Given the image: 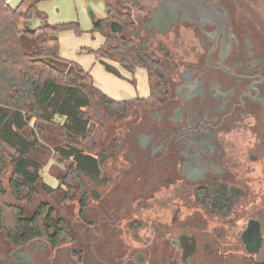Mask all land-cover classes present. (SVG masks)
<instances>
[{"label":"flooded vegetation","instance_id":"obj_1","mask_svg":"<svg viewBox=\"0 0 264 264\" xmlns=\"http://www.w3.org/2000/svg\"><path fill=\"white\" fill-rule=\"evenodd\" d=\"M111 4L129 19L96 32L134 43L162 81L130 100L146 102L131 105L133 145L114 149L123 166L78 185L74 235L45 203L72 239H6L0 264H264V0Z\"/></svg>","mask_w":264,"mask_h":264},{"label":"trees","instance_id":"obj_2","mask_svg":"<svg viewBox=\"0 0 264 264\" xmlns=\"http://www.w3.org/2000/svg\"><path fill=\"white\" fill-rule=\"evenodd\" d=\"M46 0H22L16 7L0 0V232L15 245L35 239H47L49 231L62 240L72 239L61 220L52 216L47 204L41 203L30 217L21 206L31 204L37 196L36 186L42 181L43 164L34 157L36 150L49 151L53 160L70 164L67 176L79 179H97L105 154H91L92 122L87 110L92 96H98L104 111L122 118L126 108L146 101L116 102L93 87L89 73L78 64L60 57L59 39L50 32L72 30L80 34L78 23L48 24L26 28L35 16L37 5ZM109 9L107 23L93 24V31L108 29L112 20H128V16L112 14L111 0H104ZM121 17V18H120ZM30 44L23 48L22 40ZM110 38L99 50H85L94 54L109 73L116 70L102 60L119 59L121 66L132 72L145 69L149 81H162L163 74L149 57L139 53L134 43ZM152 87L151 92H158ZM46 126L60 130L61 145L49 148L41 139ZM30 129L27 133L26 130ZM42 192L52 188L41 184ZM66 198V192L62 193ZM13 203H7L6 197Z\"/></svg>","mask_w":264,"mask_h":264},{"label":"rangeland","instance_id":"obj_3","mask_svg":"<svg viewBox=\"0 0 264 264\" xmlns=\"http://www.w3.org/2000/svg\"><path fill=\"white\" fill-rule=\"evenodd\" d=\"M22 0H12L11 7H16ZM101 0H46L37 5V11L34 18L25 25L26 28L29 26L31 29L39 28L46 23L48 24H62L67 22L78 23L80 34H75L72 30L50 32V37H55L60 40L62 47L66 48L67 51H72L76 44H86L82 46L81 52L89 50L86 48L91 41L93 33L91 16L100 18L104 16V12L101 7ZM79 40L78 43L75 41ZM81 42V43H80ZM21 44L25 50H28L30 45L26 39L22 40ZM88 44V45H87ZM109 44L113 45L114 41L111 40ZM112 60L119 63V59L112 57ZM121 66V64L119 63ZM87 114L92 122V142L88 143V150L91 154H98L100 152H107L105 156V164L111 162H118V165H122L123 162L114 159L117 157L114 149L121 150L130 146L133 143L130 142L132 137L136 134L135 117L136 113L129 105L122 118L107 114L99 100L98 96H94L90 109L87 110ZM30 129H27L28 133ZM49 148L56 145H61L60 130L55 126H46L41 139ZM135 144V143H134ZM34 157L43 164V167L48 166L49 163L54 162L53 156L49 151L37 149L34 153ZM126 158V157H125ZM124 158V160H126ZM54 164L60 168L52 166L42 172V181L48 185H55L56 181L59 187L52 188V192L46 194L41 191L40 184L37 185V196L33 199L31 204L21 206L26 217L32 216L41 203L50 202L53 205V209L57 210V214H61L66 218L68 227L72 235L75 234V229L78 227L77 224V200L79 198L80 183L79 179H74L67 176V171L70 164L68 162L62 165ZM123 166V165H122ZM104 169V167H103ZM108 168L106 167V170ZM105 171V170H104ZM107 172V171H106ZM63 181H66L67 185H63ZM84 181H88L84 179ZM66 192V198L62 193ZM7 203H13L7 196L5 198ZM49 203V204H50ZM48 204V205H49ZM53 210V211H54ZM5 234L0 232V242L5 241Z\"/></svg>","mask_w":264,"mask_h":264},{"label":"crops","instance_id":"obj_4","mask_svg":"<svg viewBox=\"0 0 264 264\" xmlns=\"http://www.w3.org/2000/svg\"><path fill=\"white\" fill-rule=\"evenodd\" d=\"M8 1L9 5L11 6L12 0ZM28 28L31 27L29 26ZM91 32L93 33V35L90 38L91 41H88L89 45L87 44L88 46L86 48H89V50L92 51L99 50L101 47H103L106 40L101 32L93 31V25ZM78 41L79 40H76L75 42L78 43ZM59 44L60 57L78 64L85 72L89 73L93 82V87L108 98L116 102H132L130 100H134L136 98H145L148 96V77L147 73L144 70L135 69L134 71L129 72L114 60L103 59L102 61L114 68L118 75L109 73L105 70L102 63L95 57L94 54L81 52V50L83 49L82 46L86 44H76L74 45L73 50L70 52L67 51L66 48L62 47L60 40ZM54 162H52L51 160L48 166L43 167V170L51 168L52 166L56 167ZM56 168L60 167L57 166ZM42 183L49 186L50 188L59 187L57 183V178L56 181H54L55 185L51 186L48 185L46 182L41 181V183H39L40 186Z\"/></svg>","mask_w":264,"mask_h":264},{"label":"built area","instance_id":"obj_5","mask_svg":"<svg viewBox=\"0 0 264 264\" xmlns=\"http://www.w3.org/2000/svg\"><path fill=\"white\" fill-rule=\"evenodd\" d=\"M6 4H9V1L8 0H6Z\"/></svg>","mask_w":264,"mask_h":264},{"label":"water","instance_id":"obj_6","mask_svg":"<svg viewBox=\"0 0 264 264\" xmlns=\"http://www.w3.org/2000/svg\"><path fill=\"white\" fill-rule=\"evenodd\" d=\"M93 97V96H92Z\"/></svg>","mask_w":264,"mask_h":264}]
</instances>
